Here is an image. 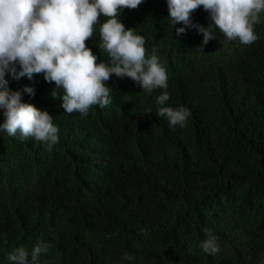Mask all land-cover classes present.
Here are the masks:
<instances>
[{
	"label": "trees",
	"instance_id": "obj_1",
	"mask_svg": "<svg viewBox=\"0 0 264 264\" xmlns=\"http://www.w3.org/2000/svg\"><path fill=\"white\" fill-rule=\"evenodd\" d=\"M168 16L166 0H143L118 19L166 68L164 106L190 110L183 127L157 116L165 89L127 77L113 75L112 103L81 116L64 113L43 74H6L9 91L53 117L59 140L47 151L0 131V264L37 244L48 245L38 264H264V13L251 45L219 31L202 45ZM191 21L211 23L202 7ZM99 42L98 29L86 46L108 62ZM210 235L214 255L200 247Z\"/></svg>",
	"mask_w": 264,
	"mask_h": 264
},
{
	"label": "clouds",
	"instance_id": "obj_2",
	"mask_svg": "<svg viewBox=\"0 0 264 264\" xmlns=\"http://www.w3.org/2000/svg\"><path fill=\"white\" fill-rule=\"evenodd\" d=\"M143 0H0V131L21 140L29 137L52 151L58 143V128L47 111L22 102L21 91H9L6 74L13 80L43 74L46 83L54 84L51 95L59 91L60 107L66 114L86 116L92 106L105 108L112 103L111 88L106 86L113 75L130 78L144 92L165 89L157 97V116L167 118L169 127H183L190 110L164 106L170 100L166 91L168 75L155 51L146 58L145 39L133 29H125L118 17L123 9H136ZM168 20L177 36L195 27L203 36L202 45L216 39L219 31L228 41L251 45L258 39L254 25L264 13V0H166ZM202 7L211 23L193 25L191 14ZM105 17L101 24L100 17ZM99 29L97 47L107 53L108 62L97 63V56L86 46ZM19 69V70H17ZM23 93L34 96L31 87ZM205 232H210L205 229ZM203 252L220 251L214 236L200 244ZM48 249L37 244L29 252L18 247L9 254L11 264H38ZM123 260L134 257L125 254Z\"/></svg>",
	"mask_w": 264,
	"mask_h": 264
}]
</instances>
